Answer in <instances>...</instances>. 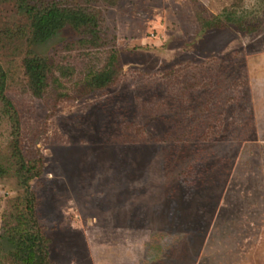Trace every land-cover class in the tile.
<instances>
[{
    "label": "rangeland",
    "instance_id": "rangeland-1",
    "mask_svg": "<svg viewBox=\"0 0 264 264\" xmlns=\"http://www.w3.org/2000/svg\"><path fill=\"white\" fill-rule=\"evenodd\" d=\"M71 1L97 15V43L65 26L36 44L20 0H0L7 95L41 170L22 183L0 100V264H22L4 231L28 189L47 264H264V0Z\"/></svg>",
    "mask_w": 264,
    "mask_h": 264
},
{
    "label": "trees",
    "instance_id": "trees-1",
    "mask_svg": "<svg viewBox=\"0 0 264 264\" xmlns=\"http://www.w3.org/2000/svg\"><path fill=\"white\" fill-rule=\"evenodd\" d=\"M20 8L31 19L32 41L36 44H43L49 41L65 26L82 29L89 36V41L97 43L101 39L99 19L94 12L84 8L71 0H20ZM201 26H213L212 20L202 19L197 16ZM117 59L116 54L112 55L111 66H105L92 76L90 84L93 88H100L108 85L114 77L110 68ZM26 68L32 80L34 92L41 95L48 84V73L51 64L47 58L31 57L26 59ZM7 74L0 64V100L3 104V113L13 123V149L19 165V176L24 185L29 186L30 180L41 174L37 166L26 160L21 147V120L17 106L7 95L6 90ZM5 169L0 166V175ZM29 194L26 201L27 215L17 217V223L12 224L4 234H8L15 245L13 257L22 264H47V239L41 231L35 215L34 192L28 189ZM24 218V219H23Z\"/></svg>",
    "mask_w": 264,
    "mask_h": 264
}]
</instances>
